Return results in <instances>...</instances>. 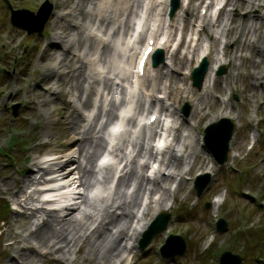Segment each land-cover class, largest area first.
<instances>
[{
	"label": "rangeland",
	"instance_id": "obj_1",
	"mask_svg": "<svg viewBox=\"0 0 264 264\" xmlns=\"http://www.w3.org/2000/svg\"><path fill=\"white\" fill-rule=\"evenodd\" d=\"M7 1L14 9L36 10L43 0ZM48 1L53 4V12L50 14L43 30L40 33L27 35L20 27L11 25L9 22V7L3 0H0V203L3 204L8 201L11 207L6 214H0V264H93V260L85 258L91 246L96 253L99 252L100 255H104L98 264H218L219 254L224 250L246 256L243 264H252L253 254L247 255L245 251L252 241L249 234L255 235L259 230H264V134L260 130L262 126L261 119L264 116V97L257 99V112L255 115H252L250 109L252 104L250 95L252 92L261 90L264 96V71L262 72L263 78H261V81L263 80V82L261 85L253 84L257 69H255L252 60L256 48H258L260 54L262 53V49H259L260 42H257V46L250 49L249 42L254 37L250 33L243 37L245 45L240 51H237L239 67L235 69L234 55H236L237 41L235 43L234 30L232 34L226 37L228 53L222 57V62L228 64H226V73L217 76L216 88H212L213 85H211L209 95L204 90L197 91L194 88L197 99L205 102V114L201 116L202 113L199 112L197 116L190 120L193 123L195 133L203 135L205 124L210 119H213L214 122L217 121L221 116L216 114L224 107L223 111H229L230 114L227 117H230L234 122V135L229 150L232 154H236L233 157L230 156L229 152L228 161L218 165L206 153V148L199 146V140L194 141L190 136L187 153L196 150L199 152L200 157H189V160L197 163L192 168L191 173L197 170L202 159L204 160V166L208 164L206 170H209L210 173L209 182L200 196H196L191 180L185 178L181 181V184L179 183V188V181H175L178 190L171 189L168 195L165 196V200L161 201V197L156 203L157 198L160 197V193L157 192L147 203L146 194L140 188L137 191L136 182H138L137 176L141 174L144 176L149 164L148 160L144 163V166L138 163V150L135 149L132 162L137 171V176L128 177L126 178V185L121 186L119 183V186L111 189L112 192L108 199L107 197L102 198L107 195L103 193L100 197V203L93 204L90 202L87 205L85 201L81 208L71 214L67 210L63 212L50 211L48 209L49 203L43 200V195L40 193L43 188L42 184L27 186V180L36 174L37 168L33 166L34 161L47 160L45 165H48L64 158L72 159L75 162L78 159L77 146L74 143L73 146H71V143L68 145L70 137H65L59 133L64 117L67 120L74 118L79 125H84L85 139L91 137L94 141H101L102 147L98 148L99 150L96 151L94 156L89 159L79 158L85 171L84 177L90 171L92 172L91 182L92 179H95L93 178L94 166L105 145L104 129L102 127L107 118L106 112L112 110L113 116L110 119L114 120L115 114L122 105V96L126 97L125 102L130 103L134 111L141 104L150 107L151 104L155 103L158 108V103L146 98V89L152 85L154 87L159 86V83L164 82L160 72L162 70L165 72L167 68H172L171 70L174 71L175 67L166 64L164 69L155 68L147 79H142L140 83L136 84L134 90L128 84L131 91L127 93L125 89L123 90L121 81L130 77L131 73H126V70L115 64L118 57H121L122 64L130 63V61L133 63L138 51L137 47L143 42L146 31L150 30V25L153 23L151 20L153 14L156 11L158 14L160 13L161 6L159 4L161 0H127L125 5L122 2L126 0H95L97 4L105 6V8L125 9L123 13H117L113 20L108 23V26L111 25L112 29L106 35H103V31L96 30L97 25L90 28V33L86 31L85 35L80 33L82 28L79 29L76 26L75 29L69 27L71 31L62 32L63 29L62 27L60 29L59 24H67L73 20L71 13H68L70 11L69 6L77 0ZM180 1L182 5L180 4L179 10L172 18V26H169L172 38H174V32H172L174 29H177V32L181 31L184 19L187 21L186 29L192 27L191 24H188L190 14L186 12V7H183L184 2ZM198 2L199 0H191L187 7L194 6L198 10ZM240 5L242 6L237 11H230V16L234 17L237 22L247 19L252 14L256 15L260 11L264 12V8L252 11L251 8L247 7V0L241 2ZM91 6H88V8H91ZM250 10L252 12L247 14L246 12ZM141 13L143 26L140 37L134 39L132 37L133 28L135 23L139 22ZM219 14V18L212 20L209 25L207 24L205 34L200 35L199 43L201 45H203V38L205 40V36L208 37L211 46L209 48V61L215 58L216 51L219 49L217 48L221 37L219 29H223L225 32V23L219 24L220 20L225 18V12L221 11ZM260 25V29H264V22ZM102 29H104V26ZM153 29L157 34H160L162 25L155 26ZM187 30H185V33ZM91 32L99 33V37H102L104 43L108 45V50L106 56L102 57L99 71L90 64L91 60L89 58L91 59V56L89 54L84 59L87 63L85 66L82 64V68H85L87 72L94 73L95 78H99L100 81L92 83L94 84V93H92L89 104L82 108L83 112L80 111L82 114L84 113L81 116L79 115L80 112L69 107L70 100L73 98L68 92L70 89L69 84L64 83L61 87H56V84L51 86L53 80L51 83L46 82L50 74H54L55 80H58V74H56L54 66L55 60L47 58L49 52L55 51L56 54L65 52L63 54L67 56V59H71L70 65L73 63L75 66L79 65L80 61L77 60V56L79 54L83 56L80 49L89 46L91 38L87 39L88 34H91ZM205 41H207V38ZM122 43H124V47H121ZM103 44L99 46V53L106 46L103 47ZM53 46L55 47L52 48ZM167 51L171 53V49L164 46V53ZM175 56L179 57L178 53H175ZM184 63L183 67L187 68L188 62L185 61ZM175 64L178 63L175 62ZM191 65H194V58ZM70 69V66H63L57 71L67 73ZM173 71L168 70V74L173 75L171 87L176 76L180 75ZM235 71L238 72V75L235 74ZM68 74L71 75L70 72ZM89 81L91 82V80ZM88 83L86 82V84ZM189 84L190 80L188 79L183 85L184 89L190 88ZM179 91L178 94L173 93L171 95L169 102L173 106L169 107L173 109L176 106L179 109L185 102H188L190 104L189 115L185 117L179 113L180 122L187 125L199 101L198 103L197 100L193 101L190 93L185 98L186 92L184 90ZM232 92H234L233 97L235 94L237 99L232 98ZM225 93H227L229 99L221 104L223 100H219L218 97ZM157 95L156 92L153 93L151 99H155ZM207 97L209 98L206 100ZM169 107L163 109L162 113L164 115L169 113ZM152 132L153 129H150V133ZM253 133L256 134L254 138H252ZM177 134L181 135V132ZM80 137L83 136L80 134L75 135V139ZM127 141L128 135L123 137V142L126 143ZM69 147H72L74 151L65 154ZM145 150H151V145H147ZM53 151L56 155H60L57 161L52 160L51 155H47ZM172 159L173 153L165 156V164L171 165L170 161ZM249 165L253 167L250 169L248 168ZM189 167L190 165L185 166V168ZM235 168L238 170L236 171ZM241 174L243 175L237 178ZM143 182L145 188H148L149 185L145 183V180ZM170 184H172V179L167 181L166 186H170ZM73 187L71 186V188ZM106 187L107 185L104 186V189ZM31 190H34L33 195L26 198V194L30 193ZM244 192H248V194H243ZM220 196L222 201L215 202ZM165 201H167L169 208L161 209L159 212L170 214L167 227L164 231L157 232L145 248L140 249L137 244H133L134 239L126 237L120 241L121 246H125L126 250L116 259V257L111 258L108 249L112 243H119L115 239L118 232H111L115 235L110 234L107 242H104L102 247L100 242L96 241L100 232L106 229H102L100 226L109 221L111 216L122 218L123 211L130 214L129 219L142 202L155 208ZM112 203H114L113 206H111ZM205 203H209L208 208L204 206ZM107 211L109 216H107ZM158 213L154 216L148 213L146 217L153 220ZM72 214L76 215L77 219H81V215L84 214L93 215L95 218L94 227L99 226L100 228L96 229V232H88L87 238L79 239L77 246L79 250L77 253H73L72 259H67L69 256L67 252L73 250L71 246L73 241L78 235L82 234L85 230L84 225L87 224V222H84L81 229L79 227L72 229V225L78 223L71 217ZM219 217L226 221L227 228L217 231L215 230V221ZM84 220L82 218L81 222ZM57 222H60L63 227H66L67 224L70 225L66 230V241L70 240L68 247L71 246L69 251L68 247L64 246V242L57 243L58 238L54 237L57 232L61 231ZM115 223L117 224V222ZM117 226L120 228L122 225ZM115 230L116 228L113 229V231ZM238 230L240 232L237 233ZM38 231L43 233L41 235L45 237L46 243L39 245L35 242V239L31 238ZM247 232V237L242 236ZM16 233L24 236V239L13 242L11 236L16 235ZM170 234L182 236L186 241V249L181 256L168 259L161 256L159 248ZM139 237H141V233ZM26 240L31 241L32 244ZM48 249L55 252L48 255V257L43 256L44 251Z\"/></svg>",
	"mask_w": 264,
	"mask_h": 264
},
{
	"label": "bare ground",
	"instance_id": "obj_2",
	"mask_svg": "<svg viewBox=\"0 0 264 264\" xmlns=\"http://www.w3.org/2000/svg\"><path fill=\"white\" fill-rule=\"evenodd\" d=\"M118 1V0H115ZM191 0H189L188 3H190ZM206 0H201L200 1V8L199 11L197 12V14H195V7L194 6H188L186 8V12L188 14H190V19H192L193 15L195 14V21H197L198 23H196V27H198L200 24H203L206 20H210L209 14L213 11V9H215V6L218 4L222 3V0H212L213 2H210L206 7L208 9L207 14H205L204 16L201 15V9L205 8L204 4H205ZM256 1V0H253ZM183 2V1H182ZM87 3V5H86ZM124 5L127 3L126 1L122 2ZM239 0H232L231 4L233 8H237L239 6ZM65 5V4H64ZM91 6V8H88V6ZM160 7V13L158 14V12L156 11L153 14V18L151 19L153 23L160 21V23H164V25H166V29L163 30V33H161V37L164 38V40L166 41V46L168 48L171 49V53L170 52H166L165 53V64L167 65H173V67H175V72H177L178 74L182 75L179 77L176 76L175 82L173 83V86L171 87V82L173 75H169L168 74V70H171L172 68H167V70L164 72L163 70L160 72V76H162L164 78V82L159 83V86L154 87L149 86L150 88L147 89V92L151 91L152 93H158L159 97H166L168 100L171 99V95L174 94H178V92H180L179 90H181L182 87H180L178 84L180 83L182 86L185 84L186 79H187V75L190 73L191 68V55H195V64H197V62L199 61V59L202 56H208V52L206 49V47L204 46H198L199 44L197 43V41L199 40L197 37V33L194 30L193 33H189L186 37L189 39L188 41L191 43L188 46L185 44L182 45V48H177V44H176V39H175V35L177 32V29L173 30L172 32H174V38L171 37V33H170V29L169 26H172L171 22L172 19H168L167 17V9L168 6L165 3L161 2L159 4ZM67 6V5H65ZM70 11L68 13H71V17H72V21H69L67 24H59V27L61 29L62 27V32L65 33V31L70 30L69 27L75 29L76 27H78L79 29H81L82 35H85L86 31H89L88 33H90V28H92L94 25L96 26V30H98L99 32L103 31V35L108 34V32L112 29L111 25L108 26L109 22L113 20V17L117 14V13H123L125 11V9L123 8H119L116 9L115 7L113 8H105V6H102L100 4H97V2H95V0H77L75 1V3L71 4L70 6ZM88 8V9H87ZM207 11V10H206ZM213 12H216V10H214ZM212 12V13H213ZM178 14V13H177ZM215 14V13H213ZM84 15L82 18L81 16ZM227 14H225V17ZM233 18V17H232ZM84 19V20H83ZM252 19V21H251ZM189 20V19H188ZM107 22V23H105ZM183 27H182V32H185L186 29V24L187 21L184 19L183 21ZM209 22V21H208ZM237 20L235 19H231L230 23H228L227 18H223L222 20H220L219 24H224L225 26V36L232 34L234 32V30H241V33L237 34V38L235 42L237 41V48L236 51L240 50L244 45H245V40L242 39V36L247 35V34H251L252 37H254V39L249 42V47L250 49H252V47L257 46V42H260V44L264 43V29H260L262 22H264V12L260 11L258 14L256 15H251L248 17V19L246 20H242L239 23H237ZM98 23V24H97ZM74 26V27H72ZM76 26V27H75ZM104 26V29H102ZM227 27V28H226ZM179 29V28H178ZM190 30V29H189ZM187 30V31H189ZM71 31V30H70ZM179 32H181L179 30ZM178 32V33H179ZM237 33V32H235ZM159 35V36H160ZM154 39L157 38L156 41V47H159L158 44V38L157 36H155V34H152V31L147 35L148 37H153ZM138 37H140V34L138 35ZM221 37L224 38V33L221 34ZM58 38V37H56ZM87 38V37H86ZM92 40H91V39ZM196 38V39H195ZM90 39V40H89ZM141 39V38H140ZM90 44L88 47L84 46V48L80 49L82 52L83 56H80V54L77 56V60L80 61V64L75 66V64L73 63L72 65H70V60L67 59V56L63 53L65 52H60L59 54H56V52H49L48 53V58H53V60H55V69H56V74H58V80H55V75L54 74H50L49 77H47L46 82L51 83L53 86V84H56V87H61L64 83L69 84L70 89L68 90L69 94L71 95V97H73L70 100V108L76 110L77 112L82 111V108H84L87 104H89L92 93H94V84H92L93 82H98L100 81L99 78H95L94 73L92 72H87L85 70V68L83 69L82 67L86 65V61H84L85 57L89 54L91 56V59L89 58V60H91L89 63L94 66V68L99 67L100 66V62L102 61V57H105L107 54V50H108V45H106L104 42V39L102 37H99V33L98 32H91V34H88V39ZM138 42H139V38H138ZM104 43V44H103ZM103 44V49L102 51L99 53V46ZM124 43H122L121 47L123 46ZM192 44H195V46H192ZM144 45V42L141 44V47ZM220 45V43H219ZM218 45V46H219ZM198 46V47H197ZM55 46H53L52 48H54ZM185 47V48H184ZM177 48V49H176ZM190 48H193L192 50ZM218 48V47H217ZM227 48V47H226ZM264 48V46L262 47ZM124 49V48H121ZM181 49H183L184 51H186V53H184V58L176 57L175 53H178ZM259 49H261V45H259ZM183 53V51H182ZM226 53H228V50L223 48L222 52H216L215 54V58L209 62V67H208V71L205 75L204 78V82H203V86H202V90L205 91V93H207V95H209V89L211 87V84L213 85L212 88H216L217 86V76L214 74L216 67L220 64V54L222 56H224ZM171 54V55H170ZM182 56V55H181ZM119 58V59H118ZM117 60V65L120 68H123L124 70H126L127 72H132L131 71V63L132 61H130V63H121V57H118ZM186 58V59H185ZM187 58H189V60H187ZM185 59V60H184ZM234 59H235V67L238 68L239 63H237L236 61H239V58L237 57V55H234ZM185 61H188V67L186 68L185 66L183 67V65H185ZM264 54L261 53L258 50V48H256L255 50V56L254 59L252 60V63L255 67V69H257V73L256 74H261L260 77H255L253 79V83L255 84L260 78L263 77V71H264ZM69 64H67V63ZM175 62H177L178 64H175ZM83 64V66H82ZM194 64V65H195ZM163 65V64H162ZM193 65V66H194ZM63 66H70L71 69L67 72V73H60L57 70H59L61 67ZM160 67V66H159ZM157 69H164V66H161V68L156 67ZM152 71H154V69H151V67H149V65H147L144 75L142 77L140 76H136L135 77V83L134 86H137L136 84L140 83V81L142 80V78H145V76L147 75L148 77L151 75ZM173 71V72H174ZM71 73V75H69L68 73ZM99 76L100 74L97 73ZM238 74V72L236 73ZM53 80V81H52ZM91 80V82L89 81ZM86 82H89L88 84H86ZM251 87V86H250ZM117 89V87H116ZM184 91L186 92L185 97H187V94L190 93V97L194 100H197V103L199 101V99H197V96L195 95V89L193 87H191L188 89H184ZM198 91V90H197ZM244 92V91H242ZM170 95V96H167ZM226 93L223 96V98H220L221 100V104L224 101V98L226 100ZM243 96L245 94H242ZM210 97V96H209ZM207 97L206 100L209 98ZM250 97H252V102H255V99L262 97V95L256 93V92H252ZM249 97V98H250ZM264 97V96H263ZM251 99V98H250ZM140 102V101H139ZM138 102V104H139ZM253 102V103H254ZM121 103H125V99H122ZM152 105V109L155 110L154 104ZM112 106V105H111ZM204 106H205V102L204 101H199V103L196 105V108L194 109L193 113L191 114V117L189 118V123L187 125H183L182 122L179 121V114H178V110L176 108V106L173 107V109L169 110V114L167 115V119L165 120V124H167V126L165 128H159V121L156 123V129L153 130V132L150 135V139H148V141H152V142H158L160 145L163 146V149H166V153H173V159L170 161L171 165H167L163 164L164 162H160V170L156 173H154L156 179L154 180H150L147 177L144 178V176L141 174L139 176H137V171L135 170V168L131 165V161H129L126 157H123L121 159H118V163L116 164V169H115V173L117 172H121L124 171L125 168L130 167V171L128 173V176L125 177L123 176L122 178H120V184L121 186L126 185V178L131 177V176H137L138 177V182H136V187H137V191L140 189L143 190L144 194H146L145 198H147L148 202H150L149 199L154 197V194H156L157 192H159V196L156 200V203L158 201V199H161V201L166 199V195H168V192L170 191V187L166 186L167 181H170L171 179H177L179 178V183L181 184L182 179L184 180L186 175L189 176L190 172L192 170V168L197 165L196 162H193L191 160H189V157L194 156V157H199V152H197L196 150H194L193 152H188L187 153V147H188V141H190V136L192 137V140L197 141L199 139V145L201 148H203L202 146V142L200 141L201 139V135L199 136L198 134L194 133L193 130V123L190 122V120L192 118H194L195 116L198 115V113H202L201 116H203L204 113ZM222 106V105H221ZM125 105L123 107H121V113L123 111H125ZM140 109H138V111L136 113H134L133 117H135V119L141 120L144 116L145 113V108H143L142 104L139 107ZM124 109V110H122ZM223 109L220 110L219 113H217L216 115L219 116H228L230 114V112L228 111H223ZM83 112V111H82ZM82 112H80L79 115H84V113L82 114ZM160 113V112H159ZM214 115V116H216ZM101 116V115H100ZM106 121L102 127V129L104 128V126H109L112 121H110L111 117L113 116V112L112 110H108L106 112ZM169 117V118H168ZM233 117V116H232ZM115 119L117 118V116L114 117ZM110 119V120H109ZM134 118H131L130 121H128V125H130L135 131L136 129L134 121ZM107 120H109L107 122ZM213 119H210L208 122H211ZM207 122V123H208ZM190 125V126H189ZM157 129H159V132L157 131ZM60 134H62L65 137H70L69 138V143H71V146H73V143L75 146H77V149L79 151V156L78 159L76 160V162L74 160L71 159H66L64 158L63 160H59L58 162H52L51 164L45 165L47 163V160H43V161H34L33 162V166H36V174L35 176L29 178L27 180V186H32V185H44L47 187H53V186H57L59 185L61 182H68L70 181V179H68L67 177L70 176L72 177V175H78L79 178V182L80 185H84V186H89L90 185V180L92 177V172L90 171L88 173V175L86 177L85 176V171L83 170L81 161H80V157H85L87 159L91 158V156H94V154L96 153L97 150H99V147H102L101 141L100 140H96L94 141L91 137H88L85 139V131H84V125H79L77 123V121H75L74 118H71L70 120H67L66 117H64L63 121H62V126L59 130ZM189 131V133L184 136L183 133ZM178 132H181L180 134H177ZM76 134H80L83 137H80L78 139H75V135ZM162 134V137L160 136ZM183 140V141H182ZM139 140L136 141H132L130 142V147H131V151H134L135 149L138 150L137 151V155L139 158L145 160L148 159L151 156L150 150H145L146 148V144L147 141L145 140V137L143 136L141 138V142H137ZM74 151L72 147H69L66 151L65 154H68L69 152ZM48 155H55V151L49 153ZM231 156L235 157L236 154H232L230 153ZM46 156V155H44ZM60 157L57 156L55 157V161H57V159H59ZM105 158V157H103ZM152 158V157H151ZM157 161L153 160L152 163H150V166L152 164H155ZM70 164H72L73 167H70ZM123 164V168L119 169L120 166ZM177 164V165H176ZM190 165L188 171H185V166ZM206 166H208V164H206ZM206 166H204V160H201L200 166H198V170H202V173L206 172ZM183 167V168H182ZM183 170H182V169ZM141 169V168H140ZM109 169H106V179L109 177ZM127 173V172H126ZM125 173V174H126ZM147 185H149L148 188H145L144 185V181ZM179 183H178V188H179ZM119 184V185H120ZM79 187V186H78ZM65 188V189H64ZM73 188L71 187H67L66 185L64 186H58L55 190H52L51 193L49 192H40L42 193V195H49L50 197H53L52 194H55L52 200L50 198H48V203H49V207L48 209L50 211H59V212H63L64 210L66 211H70V214L73 213L75 210H78V198L73 196V192H72ZM107 190V189H106ZM53 192H57V193H53ZM34 193V190H31L30 193L26 194V198H29L30 196H32ZM108 193V192H106ZM126 194V192H125ZM108 195V194H107ZM221 197V196H220ZM109 198V195H108ZM219 198H217L216 202H219ZM81 202V201H80ZM69 203V204H67ZM147 203L145 204H140L138 206V209L136 210L135 213L131 214V217L128 219L129 215L128 213H125L122 211V218H113L111 216V219L109 221L104 222L103 226H100L102 229H105V231H101L100 234L98 235V238L96 239V241L100 242V245L102 247V244L104 242H107V238L108 236L111 235H115L112 233H116L118 232L115 236H116V240L119 243H112L111 246L109 247V251H110V256H112L111 258L119 257V255H122L123 251L126 250L125 246H121L120 241L124 240L126 237L128 239H134L136 240L138 238V235L140 234L139 230L136 229L137 227H143L145 228L149 221L150 218L148 219L146 216L149 213V215L154 216L156 213H158L159 211H161V209H168L169 205L167 204V201L160 203V205H158L157 207H151L150 205H147ZM64 204H66V206L70 205V207H64ZM114 203L111 204V206H113ZM110 206V207H111ZM117 208H119L117 206ZM143 208V209H142ZM142 209V210H141ZM69 214V213H68ZM140 214V217L136 220L137 215ZM81 219H85L83 222H81V219H77L76 215L72 214V218H74L75 221H78V223L75 225H72L74 229L75 227H79L81 229V227L84 225V222H87V224L84 225L85 230L82 232L81 235H78V237L73 241L72 243V247L73 250H71V246L68 247V244L70 242L66 241L67 240V227H69L70 225L67 224L66 227L60 225V222H57V225H60L58 228H60V232H57V234L54 236L56 238H58L57 243L58 242H64V246L68 247V251L67 254L69 255L67 257V259H72V255L73 253H77V251L79 250L77 248L78 246V241L79 239H84L87 238V231L89 228H91V226H93L94 222H95V218L93 217V215L90 214H84L81 215ZM107 216H109L108 211H107ZM148 219V220H147ZM136 220V222H135ZM117 222V224L115 223ZM117 225H122L120 226V228ZM134 225V227L132 228V226ZM99 226L94 227L91 231H97L96 229L100 228ZM115 231H113V229H115ZM57 230V229H55ZM78 231V229H77ZM112 232V233H111ZM106 233V234H105ZM31 234V233H30ZM41 234H43L41 231H38L34 237H31L33 239H35L36 243L41 245L46 243L45 237L42 236ZM53 237V236H52ZM11 239H13V242H18L21 239H24V236L22 235H18L16 233V235H12ZM45 240V242H44ZM28 243H30L32 241H28L26 240ZM32 244V242H31ZM35 248V247H34ZM61 249V247H60ZM53 252V250L48 249L46 251H44V253L42 254L43 256L48 257V255H51ZM103 253H108V252H103ZM101 253L99 252H95L94 249L92 248V246L89 248V250L87 251V254L85 256V258H87L88 260H93V264H98V262L100 260L103 259L104 255H100ZM118 255V256H117ZM128 255V254H127Z\"/></svg>",
	"mask_w": 264,
	"mask_h": 264
},
{
	"label": "water",
	"instance_id": "obj_3",
	"mask_svg": "<svg viewBox=\"0 0 264 264\" xmlns=\"http://www.w3.org/2000/svg\"><path fill=\"white\" fill-rule=\"evenodd\" d=\"M177 1L171 5V12L175 10ZM51 10V5L48 2L42 4L37 13L30 12L25 9L12 10L11 22L17 26H21L27 30L28 33L33 31H40L43 28L45 21L47 20ZM158 59H154L153 65L163 60L162 51L158 50ZM207 67V60L203 58L201 65L194 69L193 79L194 85L198 88L201 86V80L203 73ZM223 69L218 71V74L223 73ZM187 107V106H186ZM184 113L187 114V110L184 109ZM233 124L228 118H221L215 123H211L205 128L204 142L214 158L222 163L226 159L228 150V141L231 137ZM205 180L199 184L198 182L202 177H199L196 188L197 194H200L201 190L207 182V176ZM169 215L167 213H160L149 225L148 229L143 233V238L139 240V247L144 248L151 241L152 237L159 231H162L166 225ZM226 227L224 220L220 219L217 224V230H222ZM185 250V241L179 235H170L160 248L161 254L164 257H173L178 254L181 255ZM242 257L239 254L232 253L231 251H224L219 256V264H241Z\"/></svg>",
	"mask_w": 264,
	"mask_h": 264
},
{
	"label": "trees",
	"instance_id": "obj_4",
	"mask_svg": "<svg viewBox=\"0 0 264 264\" xmlns=\"http://www.w3.org/2000/svg\"><path fill=\"white\" fill-rule=\"evenodd\" d=\"M8 211V204L0 203V214H6ZM246 235H248V232L242 234L244 237H247ZM249 236L252 238V241L245 249L247 255L253 254L252 264H264V230H259L255 235L249 234Z\"/></svg>",
	"mask_w": 264,
	"mask_h": 264
},
{
	"label": "snow or ice",
	"instance_id": "obj_5",
	"mask_svg": "<svg viewBox=\"0 0 264 264\" xmlns=\"http://www.w3.org/2000/svg\"><path fill=\"white\" fill-rule=\"evenodd\" d=\"M149 51H150V49H149ZM141 63V71L143 70V60L140 62ZM151 119L152 120H155L156 119V117L153 115L152 117H151Z\"/></svg>",
	"mask_w": 264,
	"mask_h": 264
}]
</instances>
